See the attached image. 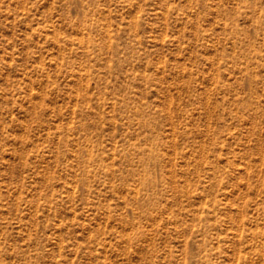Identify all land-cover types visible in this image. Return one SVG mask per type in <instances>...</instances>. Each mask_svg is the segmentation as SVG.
I'll list each match as a JSON object with an SVG mask.
<instances>
[{"label":"rangeland","instance_id":"obj_1","mask_svg":"<svg viewBox=\"0 0 264 264\" xmlns=\"http://www.w3.org/2000/svg\"><path fill=\"white\" fill-rule=\"evenodd\" d=\"M0 264H264V0H0Z\"/></svg>","mask_w":264,"mask_h":264}]
</instances>
